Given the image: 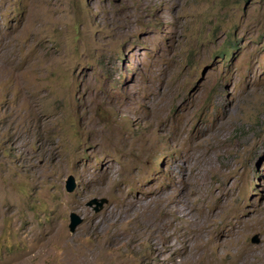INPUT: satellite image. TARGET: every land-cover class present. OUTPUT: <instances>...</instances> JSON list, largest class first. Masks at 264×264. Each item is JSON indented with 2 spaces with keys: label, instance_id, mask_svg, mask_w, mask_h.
Wrapping results in <instances>:
<instances>
[{
  "label": "rangeland",
  "instance_id": "1",
  "mask_svg": "<svg viewBox=\"0 0 264 264\" xmlns=\"http://www.w3.org/2000/svg\"><path fill=\"white\" fill-rule=\"evenodd\" d=\"M262 218L264 0H0V264H264Z\"/></svg>",
  "mask_w": 264,
  "mask_h": 264
},
{
  "label": "water",
  "instance_id": "2",
  "mask_svg": "<svg viewBox=\"0 0 264 264\" xmlns=\"http://www.w3.org/2000/svg\"><path fill=\"white\" fill-rule=\"evenodd\" d=\"M72 178H69L68 184H67V190L68 192H71L73 190L74 187V182H72L71 180ZM98 202V207L96 208V211L100 210L101 207L103 206L104 203H106V200H100V201H95ZM82 222V218L80 216H78L77 214L73 213L71 214L70 217V225H69V230L70 232H75L76 231V227Z\"/></svg>",
  "mask_w": 264,
  "mask_h": 264
},
{
  "label": "bare ground",
  "instance_id": "3",
  "mask_svg": "<svg viewBox=\"0 0 264 264\" xmlns=\"http://www.w3.org/2000/svg\"><path fill=\"white\" fill-rule=\"evenodd\" d=\"M90 129V128H89ZM99 139H100V137L99 136H96V137H94L93 138V142H94V144L95 143H97L98 141H99ZM134 140H135V138H134ZM138 140V139H137ZM90 141H91V139H90ZM116 141V140H115ZM138 141H140V140H138ZM142 141V140H141ZM144 141V140H143ZM117 143V142H116ZM140 143V142H139ZM138 143V144H139ZM144 143H145V141H144ZM137 144V143H136ZM171 215V214H170ZM177 215V214H176ZM181 217V216H180ZM184 217V216H183ZM177 218H178V216H177ZM250 220V219H249ZM260 220H264L263 218L262 219H260ZM112 238V237H111Z\"/></svg>",
  "mask_w": 264,
  "mask_h": 264
}]
</instances>
